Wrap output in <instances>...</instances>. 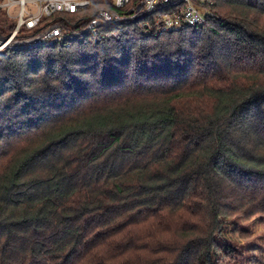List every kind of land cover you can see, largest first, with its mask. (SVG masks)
Listing matches in <instances>:
<instances>
[{"label": "trees", "instance_id": "trees-1", "mask_svg": "<svg viewBox=\"0 0 264 264\" xmlns=\"http://www.w3.org/2000/svg\"><path fill=\"white\" fill-rule=\"evenodd\" d=\"M213 9L0 53V264L256 256L224 225L264 217V0Z\"/></svg>", "mask_w": 264, "mask_h": 264}, {"label": "built area", "instance_id": "built-area-1", "mask_svg": "<svg viewBox=\"0 0 264 264\" xmlns=\"http://www.w3.org/2000/svg\"><path fill=\"white\" fill-rule=\"evenodd\" d=\"M213 4L214 0H0V11L8 20L0 23V53L69 45L96 38L107 26L128 30L126 24L139 18L146 33L194 27L215 14Z\"/></svg>", "mask_w": 264, "mask_h": 264}, {"label": "rangeland", "instance_id": "rangeland-1", "mask_svg": "<svg viewBox=\"0 0 264 264\" xmlns=\"http://www.w3.org/2000/svg\"><path fill=\"white\" fill-rule=\"evenodd\" d=\"M4 13V12H3ZM104 30L99 32L96 38L86 39L87 42H98L102 39V36L105 35ZM117 32V31H116ZM111 37V36H110ZM14 145V151L17 152L22 143L11 142ZM238 225L227 223L224 225L227 228L228 233L239 242H256L257 245H253L251 253H254L256 256L252 257L248 264H259L255 262L258 259V255L264 251V217L261 215H254L252 217L241 216L238 218Z\"/></svg>", "mask_w": 264, "mask_h": 264}]
</instances>
